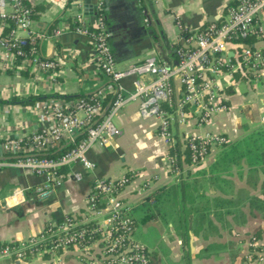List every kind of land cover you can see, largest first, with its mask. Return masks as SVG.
I'll use <instances>...</instances> for the list:
<instances>
[{
  "label": "crops",
  "instance_id": "1",
  "mask_svg": "<svg viewBox=\"0 0 264 264\" xmlns=\"http://www.w3.org/2000/svg\"><path fill=\"white\" fill-rule=\"evenodd\" d=\"M31 1L37 53L45 59L54 58L57 65L38 73L24 66L0 69V138L21 137L44 129L50 115L42 108L43 102L63 101L62 94L89 95L105 87L110 94L107 85L113 84L94 62L92 39L69 25L78 12L73 1ZM232 1L103 0L116 66L127 67L150 53L167 66L174 65L181 44L179 24L196 31L216 23L226 16ZM81 4L85 23L94 24V12L84 11L87 1L81 0ZM146 12L153 23L145 17ZM18 34L26 36L27 32L20 30ZM249 37H253L252 46L264 51V35ZM238 49L230 46L227 51L232 54L226 51V57L235 62ZM210 76L216 80L223 107L207 121L199 122L190 114L184 123L172 125L170 142L158 133V118H142L137 102H130L114 116L121 134L105 145L90 147L93 172L81 180L66 176L46 198L36 196L34 186L42 178L31 170L16 166L0 169V245L39 236L47 222H58L65 215L80 217L93 176L116 179L126 175L129 180L119 197L131 205L132 236L148 249L150 264H248L239 247L234 246L233 233L259 231L264 239L262 173L254 186L246 167L219 170L216 163L221 146H211L201 162L182 163L181 169H173L168 162L169 146L176 140L182 143L187 133L212 131L232 142L260 123L264 76L255 80L225 67ZM118 84L128 91L131 78H123ZM172 88L176 101L181 95L176 79L172 80ZM16 187L20 193L13 197ZM181 208L191 212L187 237L177 229ZM0 264H101V257L97 244H71L55 252L42 249L21 260L2 258Z\"/></svg>",
  "mask_w": 264,
  "mask_h": 264
},
{
  "label": "built area",
  "instance_id": "2",
  "mask_svg": "<svg viewBox=\"0 0 264 264\" xmlns=\"http://www.w3.org/2000/svg\"><path fill=\"white\" fill-rule=\"evenodd\" d=\"M73 3L78 9L73 30L92 39L94 62L113 84L107 85L110 92L107 101L104 100L108 94L105 87L86 97L43 102L42 108L50 115V122L44 129L21 137L0 138V169L16 166L40 176L41 181L34 186L39 198L48 197L66 176L81 180L93 172L95 163L89 158L88 151L91 146L105 145L112 137L121 134L114 116L124 105L136 101L142 118H158V133L171 142L172 125L184 123L190 114L199 122H205L223 107L221 92L211 74L225 67L229 71L240 70L247 78L255 80L264 76V51L244 41L251 34L264 35V0H237L219 24L212 23L196 31L179 24L181 44L176 49V63L172 66L150 53L123 68L116 66L104 23L96 14L102 9L103 0L94 3L96 30L87 28L81 0H73ZM32 7L31 0H0V30L8 26L6 20H11L6 35H0L2 70L24 66L38 73L57 65L54 58L40 57L35 45L28 49L22 47L25 38L30 43L35 42ZM20 30L26 31L27 35H19ZM230 46H239L235 62L226 57ZM17 57L21 58L18 63ZM123 78H131L128 91L118 84ZM174 79L180 84L181 95L174 103V110L169 111L164 104L171 105ZM260 122L264 123V110ZM228 141L225 135L212 131L187 133L182 138L191 164L202 161L211 146ZM63 146L67 147L56 156L39 154L41 150ZM168 162L171 166L169 157ZM60 168H67V172L60 171ZM128 180L126 175L116 179L93 176L86 208L80 217L65 215L58 222H47L39 236L1 244L0 259L21 260L42 249L55 252L71 244L83 247L97 244L101 264H150L148 249L132 236L131 205L119 197L120 189ZM19 193L16 187L12 196ZM255 239L252 236L250 242ZM255 247L264 252V243ZM259 258L264 264V257Z\"/></svg>",
  "mask_w": 264,
  "mask_h": 264
},
{
  "label": "trees",
  "instance_id": "3",
  "mask_svg": "<svg viewBox=\"0 0 264 264\" xmlns=\"http://www.w3.org/2000/svg\"><path fill=\"white\" fill-rule=\"evenodd\" d=\"M73 0H69L71 2ZM237 0H233L231 5H235ZM34 8L32 7V18L34 19L35 15L33 14ZM96 14L100 15L102 18V21L104 23V30L108 34V30L106 28V16H105V10H104V3L102 6V9L99 12H96ZM145 17L149 20L150 14L149 12L145 14ZM150 24L153 23V21L150 18ZM222 20H218L216 23L219 24ZM8 23V26H3L1 30L0 35H6L8 32L10 26H11V20H6ZM148 22V21H147ZM77 24V20L74 18L70 20L69 25L71 27H74ZM87 28L89 30H96V26L94 24H87ZM109 37V35H108ZM246 43L250 44L253 41V37L246 38L244 40ZM35 45L37 48V43L32 42L30 43L27 38H25V42L22 45L24 49H28L29 46ZM20 57L16 58V63L20 61ZM162 61V60H161ZM93 94V93H92ZM91 95V94H89ZM89 95H82V96H89ZM64 100H72L76 97H71L69 95H60ZM80 97V96H77ZM45 98V97H42ZM110 98V94H106L104 100H108ZM33 100H27L25 102H32ZM0 102L1 99H0ZM175 103V95L174 93L172 94V99H171V105L164 104V106L169 110L173 111L174 110V105ZM183 143L181 141L176 140L173 144H171L168 148V157L172 159L171 166L176 169H181L182 163H190L189 159V154L186 148H182ZM67 146H63L62 148L59 149H44L40 151V155L43 156H56L61 150L65 149ZM222 149V150H221ZM221 152L218 154L219 161L216 163V165L219 163L223 162V165L225 167L220 168V170H226V168L230 167V163H239L240 159L245 158L246 159V165H247V172H248V180L250 181V184L254 185L257 183L258 179V173L261 171L264 173V125H261L260 127L256 128L250 135L247 136V138L242 141V140H234L232 142H227L222 144L220 148ZM217 165V166H218ZM60 171L62 172H67V168H60ZM260 188L262 192H264V176L263 179L260 183ZM185 199L186 197L183 196ZM190 210L182 209L181 208V213H180V218H179V225H178V232L187 237V224H188V215L190 214ZM202 216L204 214H201ZM71 216V215H69ZM147 216H150L148 214ZM255 238H260L259 231L254 232ZM41 244H38L40 246Z\"/></svg>",
  "mask_w": 264,
  "mask_h": 264
},
{
  "label": "rangeland",
  "instance_id": "4",
  "mask_svg": "<svg viewBox=\"0 0 264 264\" xmlns=\"http://www.w3.org/2000/svg\"><path fill=\"white\" fill-rule=\"evenodd\" d=\"M261 125H264V123L260 122L259 124L254 125L243 136H241L240 138H238L236 140L240 139V140L244 141L248 135H250L256 128L260 127ZM220 146H222V145H220ZM221 150L219 149V153L221 152ZM245 163H246V159L242 158V159H240L239 163H230L229 168L238 169V168L246 167V169H247V165ZM217 167L223 168L225 166L223 165V162H222V163H219V165ZM227 169H228V167L226 168V170ZM260 173H262V175L264 176L263 172L260 171ZM258 180H259V177L257 179V182H258ZM186 195H187V193H186ZM172 200L174 201V199H172ZM233 236L235 237L234 246L236 245L237 247H239V251L241 250L242 258L244 259V261L246 263H248V264H262V261L260 260L259 257L260 256L264 257V252L262 250L256 249V247H255L257 245L264 243V239L262 238V236L260 238H256L254 240V242H250V240L252 239V236H254V232H250V233H247L245 235L237 232L235 234L233 233ZM261 252H263V253H261Z\"/></svg>",
  "mask_w": 264,
  "mask_h": 264
},
{
  "label": "water",
  "instance_id": "5",
  "mask_svg": "<svg viewBox=\"0 0 264 264\" xmlns=\"http://www.w3.org/2000/svg\"><path fill=\"white\" fill-rule=\"evenodd\" d=\"M85 1H87V5H85V8H84V11L86 12V13H91V12H93V8H94V3H95V1L96 0H91V1H88V0H85ZM210 20H212V19H210ZM227 54L228 55H231L232 54V51H227ZM165 58V57H164ZM176 63V62H175ZM168 65V64H167ZM108 105H109V103L105 106V109H104V111L108 108ZM190 234V233H189ZM192 240V235L190 234V241ZM191 247H192V245H191Z\"/></svg>",
  "mask_w": 264,
  "mask_h": 264
}]
</instances>
